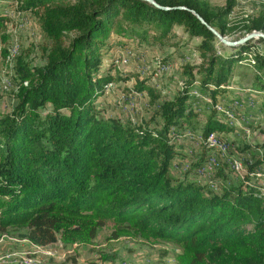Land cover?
Instances as JSON below:
<instances>
[{"label": "trees", "instance_id": "obj_1", "mask_svg": "<svg viewBox=\"0 0 264 264\" xmlns=\"http://www.w3.org/2000/svg\"><path fill=\"white\" fill-rule=\"evenodd\" d=\"M153 1L158 6L148 0H7L6 8L15 4L35 15L49 46L42 65L18 60L16 103L0 116V228L25 226L27 238L40 245L57 239L88 245L110 223L113 238L176 243L175 264H264V192L254 175L264 162V140L239 148L249 155L246 170L236 182H221L219 192L170 174L186 140L199 142V167L213 151L207 137L223 139L233 131L216 104L236 102L228 86L235 64L249 57L253 86L264 87V51L251 40L218 51L219 39L192 13L226 36L236 0L220 8L206 0ZM8 19L0 12L2 40ZM175 28L199 38L201 62L182 65L172 98L156 102L155 115L140 124L97 116L104 86L120 80L112 64L99 69L110 32L119 44L160 43ZM241 29L235 38L264 33V6ZM133 76L126 91L158 100L160 92L144 79H123ZM195 89L209 97L205 113L193 106Z\"/></svg>", "mask_w": 264, "mask_h": 264}, {"label": "rangeland", "instance_id": "obj_2", "mask_svg": "<svg viewBox=\"0 0 264 264\" xmlns=\"http://www.w3.org/2000/svg\"><path fill=\"white\" fill-rule=\"evenodd\" d=\"M206 1L214 8L223 7L225 4V0ZM0 2V12L9 16L3 30L7 37L5 40L0 39L1 116L11 111L16 103V86L12 76L16 73L18 60L22 59L31 65H42L49 41L31 11H19L15 9V4L6 8L7 0ZM263 6L264 0H236L234 9L226 18L228 34L225 37L229 40L239 39L235 37L243 31L241 28L244 20L255 15ZM259 39L250 40L257 43L259 50L264 51V42H259ZM107 42L109 44L102 48L99 69L105 71L112 64L114 67L111 72L116 77L120 76V80L106 84L103 93L96 99L95 110L99 117L116 118L133 124L144 123L155 115L156 102L163 98H172L175 86L180 85L182 79V65L201 62L195 50L199 38H189L180 28H175L160 43H138L133 40L119 44L113 31L110 32ZM220 44H217L218 51L223 49V44ZM249 64H252L251 57L235 64L228 88L234 93L232 102H236H231L228 106L216 104L217 109L229 118L226 117L230 125H233V131L225 133L226 136L222 134L223 139L217 133L213 134L214 138L207 142L213 147V151L199 167L196 165L200 153L199 142L186 140L183 157H175L172 162V176L209 184L213 192L220 191L221 182H236L242 177L241 174L246 170L245 159L249 155L247 152H240L239 148L245 142L264 140V111L261 109L264 87L253 86L255 70ZM126 74L144 79L161 96L153 103L146 93L126 91L135 82L134 76L123 79ZM240 90L241 96L235 95ZM193 96L196 99L193 106L205 113L204 104L209 101V97L201 96L197 89ZM155 119L154 124H157L158 117ZM250 151L258 154L262 152L261 149ZM211 158L215 160L211 161ZM220 158L223 164L221 172L225 178H221V173L215 168L218 167ZM241 168L243 171L239 173ZM254 175L264 192V162L255 170ZM26 231L25 226L0 228V264H175L176 254L180 250L179 245L169 240L148 242L139 237L125 235L113 238V226L110 223L102 226L88 245L65 244L59 239L42 245L35 244L27 238Z\"/></svg>", "mask_w": 264, "mask_h": 264}, {"label": "water", "instance_id": "obj_3", "mask_svg": "<svg viewBox=\"0 0 264 264\" xmlns=\"http://www.w3.org/2000/svg\"><path fill=\"white\" fill-rule=\"evenodd\" d=\"M149 2L155 4L156 6H158L155 1L153 0H148ZM192 13H194L197 18L204 24L207 26V28L209 30L212 31V33L219 39V41L225 45V46H237L240 44L245 43L246 41H249L250 39L253 38H262L263 42H264V33L261 31H257V30H253L252 32L247 33L246 35L242 36L241 38L237 39V40H229L227 39L225 36H223L222 34H220L215 28H213L212 26H210L209 24H207V22H205V20L199 15L197 14L195 11H192Z\"/></svg>", "mask_w": 264, "mask_h": 264}, {"label": "bare ground", "instance_id": "obj_4", "mask_svg": "<svg viewBox=\"0 0 264 264\" xmlns=\"http://www.w3.org/2000/svg\"><path fill=\"white\" fill-rule=\"evenodd\" d=\"M208 137H214V136H213V134H210ZM211 140H212V139H211ZM208 142H211V141H208ZM212 160H215V158H211V161H212ZM211 164H212V163H211ZM202 167H203V166H202ZM202 167H201V168H202ZM212 167H213V166H212ZM215 168H217V167L215 166ZM198 170L201 171V169H198Z\"/></svg>", "mask_w": 264, "mask_h": 264}, {"label": "crops", "instance_id": "obj_5", "mask_svg": "<svg viewBox=\"0 0 264 264\" xmlns=\"http://www.w3.org/2000/svg\"><path fill=\"white\" fill-rule=\"evenodd\" d=\"M236 94L241 96V94H242V93H241V90H240V92H238V91L235 92V95H236ZM242 99H243V98H242ZM240 100H241V99H240Z\"/></svg>", "mask_w": 264, "mask_h": 264}, {"label": "built area", "instance_id": "obj_6", "mask_svg": "<svg viewBox=\"0 0 264 264\" xmlns=\"http://www.w3.org/2000/svg\"><path fill=\"white\" fill-rule=\"evenodd\" d=\"M214 137H207L208 141H211Z\"/></svg>", "mask_w": 264, "mask_h": 264}]
</instances>
